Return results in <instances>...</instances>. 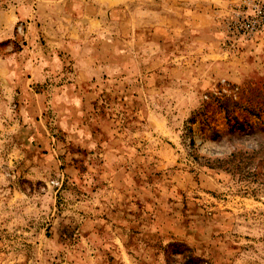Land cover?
Instances as JSON below:
<instances>
[{"label": "rangeland", "instance_id": "1", "mask_svg": "<svg viewBox=\"0 0 264 264\" xmlns=\"http://www.w3.org/2000/svg\"><path fill=\"white\" fill-rule=\"evenodd\" d=\"M161 1L0 0V264H264V30Z\"/></svg>", "mask_w": 264, "mask_h": 264}, {"label": "built area", "instance_id": "2", "mask_svg": "<svg viewBox=\"0 0 264 264\" xmlns=\"http://www.w3.org/2000/svg\"><path fill=\"white\" fill-rule=\"evenodd\" d=\"M227 26L232 34L241 38H250L260 33L264 30V2L262 0L243 2Z\"/></svg>", "mask_w": 264, "mask_h": 264}, {"label": "crops", "instance_id": "3", "mask_svg": "<svg viewBox=\"0 0 264 264\" xmlns=\"http://www.w3.org/2000/svg\"><path fill=\"white\" fill-rule=\"evenodd\" d=\"M152 2H154V1H152ZM161 2H162V4H161V15H162L163 10H164L163 9L164 8L163 7L164 6V4H163L164 0H162ZM165 2H168V3L172 2L173 3L172 5L174 8H176V11L179 10L178 12H176V15H181V13L183 15V11L186 9L188 12H190L188 14H196V15L201 16V14L204 12V10L207 11L209 9H212V5H213V7H216L217 2H219L218 5L223 4V3H225V0H191L192 6H190V4H189L190 2L187 4H184V6L180 5L181 3H184L183 0H166ZM156 3H158V2H156ZM174 8H171L170 10L173 11ZM165 9L167 11H170L168 8H165ZM157 11H158V9H155V12H157ZM168 17H169V14H163V16L161 18L167 19ZM174 18H175V16H174Z\"/></svg>", "mask_w": 264, "mask_h": 264}, {"label": "trees", "instance_id": "4", "mask_svg": "<svg viewBox=\"0 0 264 264\" xmlns=\"http://www.w3.org/2000/svg\"><path fill=\"white\" fill-rule=\"evenodd\" d=\"M177 254H180L182 255V258L186 260V263L185 264H188L189 261H193L194 258L190 255V250L188 248H185L184 252H181V253H177ZM170 263L171 262H175L173 259L170 258Z\"/></svg>", "mask_w": 264, "mask_h": 264}]
</instances>
